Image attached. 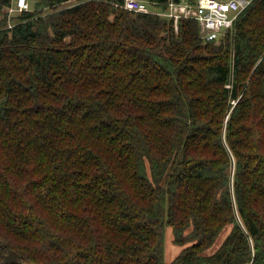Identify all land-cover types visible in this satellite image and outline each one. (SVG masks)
Returning <instances> with one entry per match:
<instances>
[{
  "label": "trees",
  "instance_id": "1",
  "mask_svg": "<svg viewBox=\"0 0 264 264\" xmlns=\"http://www.w3.org/2000/svg\"><path fill=\"white\" fill-rule=\"evenodd\" d=\"M70 1L0 0V264H264V0L207 42Z\"/></svg>",
  "mask_w": 264,
  "mask_h": 264
},
{
  "label": "built area",
  "instance_id": "2",
  "mask_svg": "<svg viewBox=\"0 0 264 264\" xmlns=\"http://www.w3.org/2000/svg\"><path fill=\"white\" fill-rule=\"evenodd\" d=\"M251 2L252 0H170L164 9L158 6V2L151 0H123L120 5L133 12L171 17L176 31L179 18L195 19L200 27L201 39L207 42L218 40L227 31L233 30L239 14ZM29 9L28 0H15V3L7 7L5 12L9 17L16 11ZM9 26H12L10 22Z\"/></svg>",
  "mask_w": 264,
  "mask_h": 264
},
{
  "label": "rangeland",
  "instance_id": "3",
  "mask_svg": "<svg viewBox=\"0 0 264 264\" xmlns=\"http://www.w3.org/2000/svg\"><path fill=\"white\" fill-rule=\"evenodd\" d=\"M29 1V5H30V9L33 7L34 3L36 0H28ZM76 0H72L70 2L67 3H72L75 2ZM7 8V7H6ZM5 8V10H6ZM33 9V8H32ZM4 10V11H5ZM7 14V13H6ZM7 20L13 24V22L15 21V18H13V15L11 14V16L8 17L7 15ZM231 224H227L223 230L221 231V233L219 234V236L217 237V239L215 240V242L209 246L207 249L204 250V254H210L213 253L223 242L224 238L227 236V234L229 233L230 229H231ZM189 242L186 243H177L173 240V230L171 226L166 225L165 226V237H164V260L166 262H170L172 261L175 256L186 246L188 245ZM24 264H36L34 262H30V261H25Z\"/></svg>",
  "mask_w": 264,
  "mask_h": 264
}]
</instances>
